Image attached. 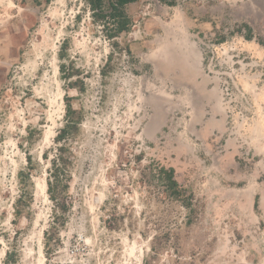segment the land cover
I'll return each mask as SVG.
<instances>
[{"label": "rangeland", "instance_id": "374dc122", "mask_svg": "<svg viewBox=\"0 0 264 264\" xmlns=\"http://www.w3.org/2000/svg\"><path fill=\"white\" fill-rule=\"evenodd\" d=\"M125 10L108 37L85 0H0V264H264V0ZM66 95L72 206L46 245ZM151 162L190 206L142 186Z\"/></svg>", "mask_w": 264, "mask_h": 264}, {"label": "trees", "instance_id": "16d2710c", "mask_svg": "<svg viewBox=\"0 0 264 264\" xmlns=\"http://www.w3.org/2000/svg\"><path fill=\"white\" fill-rule=\"evenodd\" d=\"M91 10L93 18L102 23L103 31L108 37H114L129 29L130 20L125 6L138 0H85ZM174 4L175 0H162ZM62 70L65 77L70 75L66 65L63 63ZM67 69V70H66ZM65 124L55 137L57 142L54 148V156L51 158V165L48 168L47 190L54 203L53 220L51 228L46 231V245L53 238V233L65 220L66 213L72 206L71 195L68 192L70 180V164L72 158L68 155L69 143L79 132L83 113L73 107L71 97L66 95ZM70 153V152H69ZM140 183L156 198L168 201L181 202L186 207L192 203V197L175 177L173 168H167L155 162L145 165L140 170ZM113 218L115 214L111 215ZM48 249H51L49 247ZM10 253L7 254L9 258ZM7 264V262H6Z\"/></svg>", "mask_w": 264, "mask_h": 264}]
</instances>
